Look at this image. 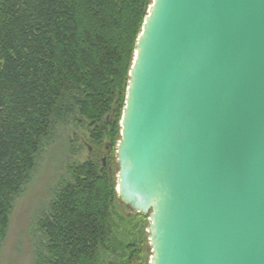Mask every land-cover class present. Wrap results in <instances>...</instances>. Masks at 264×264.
Instances as JSON below:
<instances>
[{"label":"water","instance_id":"1","mask_svg":"<svg viewBox=\"0 0 264 264\" xmlns=\"http://www.w3.org/2000/svg\"><path fill=\"white\" fill-rule=\"evenodd\" d=\"M119 127L148 264H264V0H150Z\"/></svg>","mask_w":264,"mask_h":264},{"label":"trees","instance_id":"2","mask_svg":"<svg viewBox=\"0 0 264 264\" xmlns=\"http://www.w3.org/2000/svg\"><path fill=\"white\" fill-rule=\"evenodd\" d=\"M149 3L0 0V242L13 200L59 118L75 112L87 118L93 143L107 139L113 152L135 40ZM71 170L72 182L59 189L37 223L45 243L36 264H97L100 249L112 250L108 244L116 243L109 168L87 160ZM116 245L129 251L127 264L145 258L138 243Z\"/></svg>","mask_w":264,"mask_h":264},{"label":"rangeland","instance_id":"3","mask_svg":"<svg viewBox=\"0 0 264 264\" xmlns=\"http://www.w3.org/2000/svg\"><path fill=\"white\" fill-rule=\"evenodd\" d=\"M89 123L87 118L75 112L59 118L43 139L29 180L13 200L5 236L0 242V264H36L35 255L39 249L42 251L40 245L45 243L44 236L37 230V223L49 213L59 189L72 182L73 167L93 160L98 167L109 168L115 184L114 152L119 135L113 152H109L107 139L100 146L93 143L90 137L93 127ZM112 214L116 243L108 244L112 250L100 249L97 264H127L130 253L119 248L117 241L139 245L142 242L140 246L145 258L141 264H148L147 220L122 205L116 196Z\"/></svg>","mask_w":264,"mask_h":264}]
</instances>
